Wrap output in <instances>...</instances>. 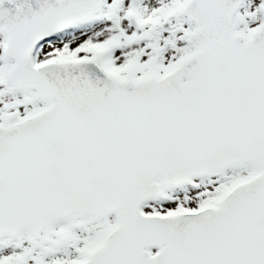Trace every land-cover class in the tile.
<instances>
[{
	"label": "snow or ice",
	"instance_id": "obj_1",
	"mask_svg": "<svg viewBox=\"0 0 264 264\" xmlns=\"http://www.w3.org/2000/svg\"><path fill=\"white\" fill-rule=\"evenodd\" d=\"M0 264H264V0H0Z\"/></svg>",
	"mask_w": 264,
	"mask_h": 264
}]
</instances>
